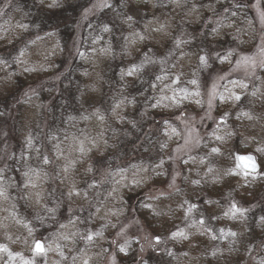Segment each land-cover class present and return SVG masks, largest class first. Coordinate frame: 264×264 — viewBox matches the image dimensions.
<instances>
[{
  "label": "rangeland",
  "instance_id": "obj_1",
  "mask_svg": "<svg viewBox=\"0 0 264 264\" xmlns=\"http://www.w3.org/2000/svg\"><path fill=\"white\" fill-rule=\"evenodd\" d=\"M110 2L95 0L83 12L75 32L79 43L87 21ZM154 2L134 0L129 13L141 16L142 5ZM252 7L259 38L251 52L234 48L235 59L228 67L220 58L224 49L212 45L207 53L189 56V64L183 66L186 70L193 64L194 78L181 73L166 83L160 80V102L162 95L179 94L181 101L201 95L204 103L203 109L173 115L176 128L172 132L179 133L178 142L162 155L146 153L145 158L159 162L155 173L145 167L133 168L126 155L120 160L95 156L94 148L106 144L102 120L88 108L83 112L90 120L88 131L71 136L55 151L44 144L38 154H31V141L46 139L47 111L57 97V93L46 94V89L49 83L58 87L61 76L17 93L0 123V264H264V176L247 178L235 156L255 153L264 167V70L259 73L264 66V11L260 0ZM36 39L27 55L38 63L48 44L44 45L46 39ZM138 43L134 40L132 45L136 48ZM77 49L67 43L60 56L68 62L78 54L84 64L98 66L110 54L106 48ZM155 54L144 53L137 62L161 73L167 61ZM23 56L24 52L22 63ZM241 83L259 92L251 97L252 110L239 109L250 93L240 90ZM224 89L230 96L219 107ZM16 110L23 114L24 124L33 120L37 125L24 126L16 135L12 120ZM157 115L151 111L137 115L145 125L141 139L158 134L163 127L165 118ZM136 137L133 133L127 140ZM40 158L50 166L41 165ZM79 161L92 168V181L107 192L104 200L90 195L89 184H64L70 179V167ZM214 174H225V181L229 180L218 194L213 193L215 184L207 180ZM138 201L140 205L135 206ZM243 219L257 220L255 228ZM38 240L46 246L42 255L33 251Z\"/></svg>",
  "mask_w": 264,
  "mask_h": 264
},
{
  "label": "trees",
  "instance_id": "obj_2",
  "mask_svg": "<svg viewBox=\"0 0 264 264\" xmlns=\"http://www.w3.org/2000/svg\"><path fill=\"white\" fill-rule=\"evenodd\" d=\"M94 1L12 0L4 4L0 0V123L17 93L60 75L58 87L55 83H49L46 89L49 96L57 93L56 100L47 111L50 115L47 117L49 127L46 139L36 140L35 137L28 145L30 153L38 154L44 144L55 151L71 136L88 131L90 120L83 116L88 108L97 111L94 116L101 118V134L106 144L105 147L94 148L95 156L120 160L126 155L124 157L131 158L129 163L133 168L145 167L151 174L155 173L159 162L155 158H145L146 153L162 155L178 142L179 133L172 132L176 128L172 122L173 115L191 108L203 109L204 103L201 95L198 98L189 95L181 101L179 94L173 97L171 91H168L171 96L162 95L160 102V80L166 83L181 73L188 79L194 78L196 68L193 64L186 70H183V66L189 64V56L207 53L212 45L224 49L220 58L226 60L223 65L228 67L235 59L234 48L251 52L259 38V22L252 7L257 0H155L153 5H142L143 14L137 17L129 13L134 0H111L87 21L79 43L75 36L76 27L81 22L83 12ZM260 6L264 11V0H260ZM36 37L38 41L46 39L45 46L53 45L51 49L46 46L47 51L40 62L36 61L37 64L27 55L31 53ZM133 39L139 42L136 48L132 45ZM67 43L75 45L79 51L106 48L110 54L105 55L98 66L84 64L77 57L78 54L71 55L75 56L74 59L64 62L60 55ZM23 52L25 62L22 63L20 58ZM153 52L167 61L161 73L142 67L137 62L142 54ZM31 65L33 68L29 69ZM262 68L259 73H262L264 66ZM248 88L241 83L240 90L250 92L246 96L248 101L239 106L241 111L252 110L251 97L255 98L259 93L257 89L250 91ZM221 93L224 100L219 99V107L224 106V101H228L230 96L227 89ZM145 111L159 114L157 116L165 119L158 134L151 133L146 139H141L145 125L137 115ZM159 117L155 118L159 120ZM12 120L16 135L21 133L24 126L37 125V121L33 120L31 124H24L23 114L21 111L17 113V110L15 115L12 114ZM133 133L137 134V139L129 142L127 136ZM44 161L43 158L39 159L41 165L49 167V163L46 161L45 164ZM49 162L52 167H57L54 162ZM71 167L70 179L64 182L67 187L89 184V193L95 200L106 198V190L97 188L92 181L90 166L79 161ZM208 180L215 184L213 190L216 194L226 184L225 174H214ZM132 198H135L133 193ZM138 205L139 201L135 206ZM199 233L205 234L206 231L199 230Z\"/></svg>",
  "mask_w": 264,
  "mask_h": 264
},
{
  "label": "water",
  "instance_id": "obj_3",
  "mask_svg": "<svg viewBox=\"0 0 264 264\" xmlns=\"http://www.w3.org/2000/svg\"><path fill=\"white\" fill-rule=\"evenodd\" d=\"M237 160L240 168L244 171L256 174L260 171V165L253 154H238ZM34 252L37 254L45 253V245L42 241H37L34 245Z\"/></svg>",
  "mask_w": 264,
  "mask_h": 264
}]
</instances>
